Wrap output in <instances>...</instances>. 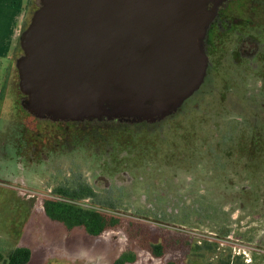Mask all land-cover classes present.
<instances>
[{
	"label": "rangeland",
	"instance_id": "374dc122",
	"mask_svg": "<svg viewBox=\"0 0 264 264\" xmlns=\"http://www.w3.org/2000/svg\"><path fill=\"white\" fill-rule=\"evenodd\" d=\"M203 47L204 83L170 116L54 126L22 108L17 47L0 75V264L19 247L28 264H264V0L221 4ZM33 136L39 154L17 155ZM78 181L120 227L90 237L46 217L43 199Z\"/></svg>",
	"mask_w": 264,
	"mask_h": 264
},
{
	"label": "water",
	"instance_id": "95a60500",
	"mask_svg": "<svg viewBox=\"0 0 264 264\" xmlns=\"http://www.w3.org/2000/svg\"><path fill=\"white\" fill-rule=\"evenodd\" d=\"M229 0H39L19 37L22 108L54 122L153 124L204 83L203 41Z\"/></svg>",
	"mask_w": 264,
	"mask_h": 264
},
{
	"label": "trees",
	"instance_id": "16d2710c",
	"mask_svg": "<svg viewBox=\"0 0 264 264\" xmlns=\"http://www.w3.org/2000/svg\"><path fill=\"white\" fill-rule=\"evenodd\" d=\"M28 23L24 25V29ZM18 47L20 48L19 43ZM53 192L59 199H45L43 201L44 213L50 221L62 225L67 231L82 229L88 236L98 237L108 230L120 227L121 219L114 214L106 213L92 207L77 206L60 200L74 201L93 197L94 199H98L96 193L87 185L78 183L74 186H60ZM164 251L165 246L161 243L150 245L149 247V252L156 258L163 256ZM30 259L31 251L28 248L19 247L8 254L5 264H28ZM133 260L134 258L129 255H122L116 261V264L131 263ZM225 264L233 263H230L228 260Z\"/></svg>",
	"mask_w": 264,
	"mask_h": 264
},
{
	"label": "crops",
	"instance_id": "0c3cea01",
	"mask_svg": "<svg viewBox=\"0 0 264 264\" xmlns=\"http://www.w3.org/2000/svg\"><path fill=\"white\" fill-rule=\"evenodd\" d=\"M31 0H0V75L16 53Z\"/></svg>",
	"mask_w": 264,
	"mask_h": 264
},
{
	"label": "flooded vegetation",
	"instance_id": "af4514ba",
	"mask_svg": "<svg viewBox=\"0 0 264 264\" xmlns=\"http://www.w3.org/2000/svg\"><path fill=\"white\" fill-rule=\"evenodd\" d=\"M214 21V20H213ZM26 112V111H25ZM27 113V112H26ZM29 114V113H27ZM30 115V114H29ZM31 116V115H30ZM33 120L36 121L37 124H40V123H47L48 125H59V124H62V125H82V124H87V123H90L91 121H81V122H67V121H59V122H54V121H50V120H44V119H38V118H35L33 117ZM114 121H117V120H114ZM25 123V120L23 121V125ZM27 125H24V127H26ZM33 137H30V139L27 137L25 138V141L21 144V146H18V150H17V155L19 154L20 157H25V152L23 150L28 149V151L30 150V154L31 156L35 155V153L38 155L39 154V150H40V142H39V136H37V138ZM23 141V137L21 138V142ZM78 183H81V184H85L87 185L88 187H90L92 189V191L94 193H96V191L88 184L82 182V181H78L74 184H71V185H67V186H74L75 184H78ZM66 186V185H64ZM53 195L55 197H49V198H52V199H59L57 198V196L54 194L53 192ZM97 195V198H98V194L96 193ZM45 199H43L44 201ZM62 201H66V202H69V203H72L74 205H77V206H82V207H89V205L87 204H84L83 201H92V202H99L97 199H94L93 198H85V199H82V200H74V201H71V200H63V199H60ZM43 201H42V206H43ZM99 205H101V203H97ZM91 207V206H90Z\"/></svg>",
	"mask_w": 264,
	"mask_h": 264
}]
</instances>
